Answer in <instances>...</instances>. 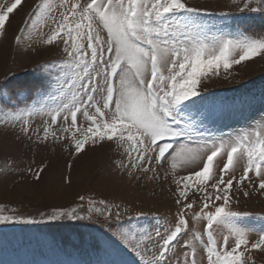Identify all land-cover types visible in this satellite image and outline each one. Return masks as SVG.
Listing matches in <instances>:
<instances>
[{
	"label": "snow or ice",
	"instance_id": "obj_1",
	"mask_svg": "<svg viewBox=\"0 0 264 264\" xmlns=\"http://www.w3.org/2000/svg\"><path fill=\"white\" fill-rule=\"evenodd\" d=\"M21 6L22 0H0V39L6 38L10 16ZM245 10L264 15V0H243L239 11ZM200 14L201 9L187 0H59L55 9L52 0H43L25 23L35 29L38 23L46 26L50 21L52 26L47 33H39L36 43L62 45L66 59L41 65L51 77L45 78L49 89L53 84L56 87L55 95L45 97L55 107L47 112L50 122L44 121L42 135L39 128L32 130L28 117L44 111V103L39 109L36 101L22 107L0 88L5 101L0 103V123L15 127L19 122L23 136L29 140L35 136L40 143L50 136L68 140L76 154L89 142H114L127 156V162L116 164L129 179L167 180V173L162 178L157 170L165 162L173 176L178 165L198 162L199 170L174 176L175 203L181 207L173 228L162 232L134 225L119 227L116 239L135 252L137 264H173L174 258L175 264H205L203 257L198 258L195 242L206 253V264H256L257 256L264 257V225L259 230L241 226L240 218L251 214L232 208L241 195L264 196V123L225 139L205 137L193 119V110L199 107L193 98L201 95V79L219 75L221 69L227 73L233 65L255 56L264 57V37L242 32L209 35L199 22ZM15 39L21 42V36ZM41 95L38 91L37 96ZM20 97L26 99L23 93ZM81 116L87 126L79 123ZM61 120L62 135L58 136L55 126ZM46 168L44 164L29 168L34 182L42 179ZM189 190L193 195L203 193L193 220L197 225L206 220L207 240L191 229L192 240L184 241L188 250L180 261L175 246L190 231L185 216L196 204ZM79 199L83 201L84 196ZM94 204L89 200V212ZM210 208L214 211H205ZM105 210L106 219L113 215L120 219L119 212L113 214L107 205ZM64 216L83 219L76 208L60 210L49 219ZM13 219L17 217L0 214V223ZM258 219L264 221V216ZM254 231L257 238L251 239Z\"/></svg>",
	"mask_w": 264,
	"mask_h": 264
},
{
	"label": "rangeland",
	"instance_id": "obj_2",
	"mask_svg": "<svg viewBox=\"0 0 264 264\" xmlns=\"http://www.w3.org/2000/svg\"><path fill=\"white\" fill-rule=\"evenodd\" d=\"M42 2L22 0L21 8L10 16L6 38L0 39V88L22 107L36 101L39 109L44 103V111H34L28 117L32 130L39 128L40 135L44 121L50 122L48 110L55 107L45 97L56 94L55 84L49 89L45 83V78L51 77L41 65L59 64L66 59L62 45L36 43L39 33H47L52 26L50 21L46 26L38 23L35 29L25 23ZM58 3L59 0H52L54 9ZM187 3L201 9L199 22L209 35L242 32L254 38L264 37V15L247 10L240 12L243 0L239 3H233V0H187ZM101 35L106 38V33L101 32ZM17 36H21L19 44L16 43ZM198 90L201 95L193 99L199 107L193 110V119L196 120L195 127L205 137L227 139L264 123V57L255 56L233 65L227 73L221 69L219 75L209 74L201 79ZM38 91L43 95L37 96ZM21 93L26 99H18ZM4 102L0 97V103ZM79 123L87 126L82 116ZM62 126V120L55 126L58 136L62 135ZM120 160L127 162V156L114 142H89L80 154H76L68 140L56 141L50 136L40 143L35 136L32 140L23 136L19 122L15 127L0 123V214L17 217L0 223V264H137L135 252L116 239L119 227L134 225L137 229L152 231L158 228L162 232L173 228L181 207L175 203L177 185L174 176L181 178L199 168L198 162L178 165L173 176L170 164L165 162L157 170L162 178L167 173V180L144 178L137 181L121 172L116 164ZM41 164L47 165L46 171L39 182H34L29 168L35 170ZM240 174L238 169L237 176ZM80 196H84L83 201ZM189 198L196 204L185 216L190 231L182 235L175 246L176 258L180 261L183 252L188 250L183 246L184 241L192 240L191 229L200 231L205 242L207 240L206 220L200 221L199 225L193 220L194 213L202 206L203 193L193 195L189 190ZM89 200L95 202L92 212H89ZM105 205L113 214L119 212L120 219L117 220L115 215L106 219ZM72 208H76L83 219L66 216L49 219L60 210L67 212ZM95 208L101 211L96 212ZM232 208L251 214L240 218L241 226L259 230L264 225V221L258 219L264 216V196L245 198L241 195ZM208 210L214 211L211 208L205 211ZM256 238L254 231L251 239ZM145 243L151 246L149 241ZM195 243L198 258L203 257L206 264V253L199 242ZM91 245L99 252L92 250ZM256 264H264V257L257 256Z\"/></svg>",
	"mask_w": 264,
	"mask_h": 264
},
{
	"label": "trees",
	"instance_id": "obj_3",
	"mask_svg": "<svg viewBox=\"0 0 264 264\" xmlns=\"http://www.w3.org/2000/svg\"><path fill=\"white\" fill-rule=\"evenodd\" d=\"M90 247H91V249H92V250H94V249H95L96 251H98V252H99V250H98V249H97L95 246L91 245Z\"/></svg>",
	"mask_w": 264,
	"mask_h": 264
}]
</instances>
